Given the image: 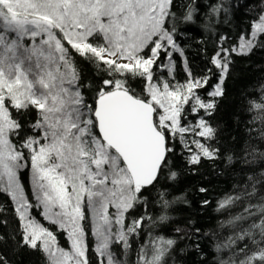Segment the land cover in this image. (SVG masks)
Listing matches in <instances>:
<instances>
[{"label":"snow or ice","instance_id":"6c2138e0","mask_svg":"<svg viewBox=\"0 0 264 264\" xmlns=\"http://www.w3.org/2000/svg\"><path fill=\"white\" fill-rule=\"evenodd\" d=\"M172 8L173 0H0V193L14 205L20 244L41 252L46 264H90L89 235L96 264H129L134 245L132 264H168L179 241L200 232L189 230L191 220L188 229L175 226L172 235L153 232L173 218L165 213L153 219L144 193L150 194L166 170L169 180L177 178L170 167L177 138L189 152V165L218 158L219 149L199 139L190 142L193 150L186 134L215 138L206 117L224 95L232 54L248 55L264 38V11L238 45L221 47L211 57L219 78L204 99L198 90L210 76H194L186 58L184 83L173 85L154 75L163 68L173 76V53L184 55ZM194 12L189 5L183 19L192 21ZM221 12L228 9L216 4L210 16ZM161 53L166 64L159 63ZM76 56L107 78L101 75L95 84L85 80ZM136 78L145 84L143 94L129 86ZM185 106L197 115L203 111L194 125L182 123ZM248 110L254 112L253 121L264 124V86ZM29 112L35 119L23 121ZM259 155L264 159V152ZM24 169L30 170L35 207L66 233L67 249L31 216L34 205L25 194ZM258 183L264 186V179L249 176L243 188L218 202L217 211L238 205L242 210L220 223L231 231L214 244L215 264H264V195L258 196ZM164 195L159 193L158 204L167 209L175 201ZM137 208H145V214L132 217ZM138 237L147 239L140 243ZM194 247L201 251L198 242ZM0 264H7L2 256Z\"/></svg>","mask_w":264,"mask_h":264},{"label":"trees","instance_id":"16d2710c","mask_svg":"<svg viewBox=\"0 0 264 264\" xmlns=\"http://www.w3.org/2000/svg\"><path fill=\"white\" fill-rule=\"evenodd\" d=\"M223 3L228 9L227 13L221 12L218 17L210 16L212 6ZM191 5L195 12L192 21H185L184 15L188 6ZM172 11L175 13V26L177 29L176 42L183 49V57L178 52L173 53L172 59L176 64V71L169 76L163 68L155 69V77L167 79L172 82L181 83L188 78L184 71V59L196 77L210 76L209 83L198 90V94L207 99V94L213 90L218 82L217 70L210 63L211 57L221 48H232L236 46L241 36L250 34V24L264 11V0H173ZM207 25V26H206ZM171 27V22L169 24ZM225 39L221 41V38ZM77 66L82 72L85 80L96 83L103 73H97L96 69L81 59L75 57ZM232 63L224 81V95L218 98L215 112L206 117L209 124L216 129L215 138L205 140L204 138L186 134V141L194 139L201 140L213 148L219 149V156L214 160L201 159L198 165H189L187 157L189 152L177 138L173 141L174 152L170 156L171 170L177 172L175 180H169L167 170L162 174L160 182L154 189L145 192L147 197L146 211L155 219L160 214H167L173 218L167 226L153 229V232H161L164 235H172L175 226L188 229V221L192 224L190 231L200 229L193 239L179 241L178 251L173 253L168 264H215L216 253L214 244L223 240L230 234V229L221 228L220 223L226 221L230 216L236 215L242 209L236 206L230 210L217 211L218 202L229 193L239 191L247 182V177H253L254 181H261V173H264V159L259 153L264 152V138L260 132L264 130V124L253 121L254 112L248 110V102L255 99L264 86V38L257 40V47L248 55L231 56ZM161 64H166L167 59L161 53ZM208 69H212L209 73ZM129 86L137 93L143 94L145 87L140 78L129 80ZM91 95V92L87 93ZM186 112L182 123L194 125L203 115L192 113L185 106ZM35 119V113L29 112L23 115L22 120L30 122ZM232 156V162L226 158ZM255 160L253 164H244L243 161ZM29 169L22 170V183L28 191ZM207 191L200 192V188ZM258 196L264 195V186L257 184ZM159 193H164V199L175 201L170 203L167 209H162L158 204ZM180 197L181 199H176ZM207 200L205 205L203 201ZM257 202V199L252 201ZM0 256L7 264H46L43 254L31 250L20 244L21 228L20 222L13 208L10 198L0 193ZM145 208H137L131 213L132 217L145 214ZM36 215V210H32ZM7 221V223H3ZM53 229V228H50ZM149 229L146 226L145 232ZM59 239H63L61 232L56 233ZM215 234V238L213 237ZM137 238L140 243L146 241ZM200 244L201 251L195 250V243ZM89 259L90 264H96L95 253L92 250L90 240ZM64 244V243H63ZM183 249V251H179ZM119 252V249H113ZM137 246L129 253L127 259L129 264L135 258Z\"/></svg>","mask_w":264,"mask_h":264},{"label":"rangeland","instance_id":"374dc122","mask_svg":"<svg viewBox=\"0 0 264 264\" xmlns=\"http://www.w3.org/2000/svg\"><path fill=\"white\" fill-rule=\"evenodd\" d=\"M239 42H240V40H239ZM239 42H238V44H239ZM237 44V45H238ZM185 82V81H184ZM184 82H181V83H184ZM170 83H172L173 85H175V84H177V82H172V81H170ZM193 150H195V145H194V147H193ZM25 194L28 196V198H29V200H30V202L34 205V210H36V212H37V215L32 211L33 210V208L30 210V214H31V216H33L35 219H37L38 221H40L45 227H48L49 229L50 228H53V229H50L54 234H56V233H60L61 232V235H62V237H63V239H59V237H58V235L56 234V236H57V240L59 241V243H60V245L62 246V247H65L66 249L69 247V242L67 241V237H66V233L63 231V230H61V229H59L58 228V226H56V225H52L49 221H47V220H45L44 218H43V216H42V211H43V209H42V207H35V204H36V200H35V195H34V193H33V189H32V184H31V176H30V172H29V177H28V191L25 189ZM88 239L90 240V243H91V247H92V249H94V244H95V242H94V238L91 236V235H89V237H88ZM64 243V244H63Z\"/></svg>","mask_w":264,"mask_h":264}]
</instances>
